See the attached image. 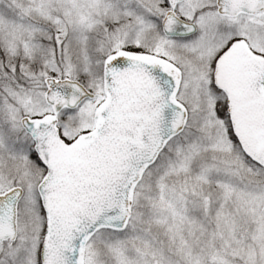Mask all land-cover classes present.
Listing matches in <instances>:
<instances>
[{
	"label": "snow or ice",
	"instance_id": "6c2138e0",
	"mask_svg": "<svg viewBox=\"0 0 264 264\" xmlns=\"http://www.w3.org/2000/svg\"><path fill=\"white\" fill-rule=\"evenodd\" d=\"M0 264H264V0H0Z\"/></svg>",
	"mask_w": 264,
	"mask_h": 264
}]
</instances>
